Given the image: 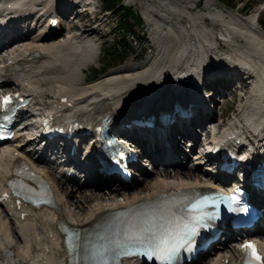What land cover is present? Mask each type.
I'll return each mask as SVG.
<instances>
[{
  "label": "bare ground",
  "instance_id": "6f19581e",
  "mask_svg": "<svg viewBox=\"0 0 264 264\" xmlns=\"http://www.w3.org/2000/svg\"><path fill=\"white\" fill-rule=\"evenodd\" d=\"M56 1L61 13L69 15L68 22L63 27L69 26V30L76 28L79 32H68L60 36L54 29L48 30V21L45 25L40 22L42 17L37 14V17L27 16L31 10L39 9L42 2L45 3L44 7L49 8L50 0H18L16 7L10 12L0 10V17L26 14V19L32 18L41 27L27 35L21 46L9 49L0 57V78L4 77L2 84H16L19 89L32 94L33 102L26 113L50 103L51 111L60 113L57 114L60 117L78 116L93 124L101 116L110 120L117 116L125 117L132 110L140 112L157 109L159 104L168 102L167 96H173L180 88L195 91L192 90V82L195 81L206 84V87L210 86L209 92L214 88L217 96H211L207 101L208 106L204 108L203 96L199 92H193V100L198 101L195 105L196 112L180 126L166 128L165 140L168 144L158 139V134L162 131L155 129L158 134L153 133L152 142L148 136L138 138L144 146L143 153L148 156L147 164L154 170L152 173L147 172V168L143 170L142 180L145 184L142 187H139L140 180L137 179L131 188L130 185L128 190L119 192L118 188L112 187L122 184L115 174L93 175L92 179L86 177L83 181H77L64 172L58 174L40 166L39 169L45 173L56 191V206L28 209L25 218L19 221L13 209L0 202V236L5 239L3 242L0 238V246H12L19 259L28 261L26 264H66V249L61 242L58 221L83 225L104 213L112 204L139 201L170 188L209 185L208 173L196 164L205 155L194 152L195 157L191 158L194 164L189 165L190 154L186 150L181 151V145L183 143L187 147L190 140L200 135L196 126L208 130L210 122H217L215 108L211 106L213 99L216 101L219 94L225 97L227 92L244 89L238 97L236 110L223 123V127L231 129L237 126L236 130L244 132L247 138L264 141V29L254 24L255 11L240 16L238 12L241 11V6L237 12H230L211 0L203 3L193 0L192 4V0H155L159 1V14L147 11L163 22L161 29L166 31L161 47L157 49V59L140 65L122 66L96 80L86 82L78 72L98 54L95 43L90 42L89 38L99 25H90L84 21V12L78 13L70 8L71 0H54V4ZM196 6L208 10L209 16L196 14ZM71 13L75 15L72 16ZM256 21L261 23L259 18ZM29 25H23L22 32L26 26L29 30ZM16 26L13 24L11 29ZM218 38L228 43H223ZM168 40L169 45L165 44ZM230 57L236 62L230 60ZM180 67L185 68L180 71ZM217 70L229 71L230 74L217 73L216 77L208 78V72ZM244 72L247 73L248 80L244 78ZM36 78L37 81H42L33 83L32 79ZM236 82L240 84L239 88L235 86ZM62 94L68 96L72 105L62 107L65 103L59 100ZM177 97H182L181 102L188 98L185 95ZM121 131L129 133L127 129ZM28 136L31 141V135ZM244 140L233 143L235 146L241 145ZM22 143L17 139L0 147V191L6 190L5 181L15 171L20 157L28 154ZM96 150L97 145H92V151ZM167 151L172 153V158L167 163L176 166L172 169L154 161L156 158L163 159ZM78 163L87 168L89 174L97 170L93 155ZM86 185H89L86 187L90 189L89 192L84 191ZM109 187L114 188V191H108ZM237 250V246L229 242H220L207 252L210 254L208 259L201 262L235 264ZM225 258H228L226 263Z\"/></svg>",
  "mask_w": 264,
  "mask_h": 264
},
{
  "label": "snow or ice",
  "instance_id": "6c2138e0",
  "mask_svg": "<svg viewBox=\"0 0 264 264\" xmlns=\"http://www.w3.org/2000/svg\"><path fill=\"white\" fill-rule=\"evenodd\" d=\"M12 99L10 96L3 97L0 108H7ZM9 183L16 187L15 182ZM27 190L36 197L47 195L46 192L36 193L31 188ZM181 199L184 203L177 211L168 208L158 213L129 218L109 233L99 236L95 243H81L80 234L73 233L66 239L68 250L77 251L83 260L92 264H123L125 258L141 256L154 260L156 264H173L182 250H193L200 230L211 227L210 222L217 218L216 214L207 211L209 207H216L223 200L230 210L248 212V208L243 206L231 208L233 203H237L235 196L218 199L195 193ZM241 250L245 254L244 264H264V255L258 252L255 244L246 242L241 245Z\"/></svg>",
  "mask_w": 264,
  "mask_h": 264
},
{
  "label": "rangeland",
  "instance_id": "374dc122",
  "mask_svg": "<svg viewBox=\"0 0 264 264\" xmlns=\"http://www.w3.org/2000/svg\"><path fill=\"white\" fill-rule=\"evenodd\" d=\"M96 3L91 5V8L94 7L97 10H101L104 6V0H95ZM121 3L125 5L132 6V8L139 13L142 14L143 23L138 25H133V29H135L136 33H132V31H127L125 37L123 36L124 31L117 30V24L119 23L117 18H120V11H112L107 10L104 12H98L96 23L94 24L99 25L97 26V30L92 36L89 38L90 42H94L95 46L97 47V56L94 57L91 62H87L85 67H82V70L79 71V76L83 79L85 78L86 82H90L93 80L98 79L99 77L104 76L105 74L109 73V71L121 68L122 66H132V65H140L146 63V61L157 59L158 51L161 47V43L163 42L164 36L166 35V31L161 29V24L163 23L156 17L151 15L150 11L159 14V4L157 1L153 0H120ZM203 3L206 0H200ZM212 2L218 4L219 7H223L227 11L236 12L237 9L246 3L245 10L249 12H254L260 10L259 22L264 26V0H221L225 3H222L220 0H211ZM193 0L191 1L192 4ZM226 4H229L228 6ZM233 6V7H231ZM148 8V9H147ZM150 10V11H147ZM124 11V10H123ZM148 14H147V13ZM151 14H150V13ZM196 14H201L203 16L209 15V11L206 9H200V7H195ZM151 15V16H150ZM241 15V14H238ZM83 20L87 21L88 24H92L94 22L91 19L90 15H84ZM120 20V19H119ZM158 20V22H157ZM102 24H101V23ZM161 22V23H160ZM99 23V24H98ZM158 23V24H157ZM160 23V26H159ZM158 28H157V26ZM207 25V24H206ZM210 26V25H208ZM206 27V26H205ZM211 27V26H210ZM101 28V29H100ZM157 29V30H155ZM160 29V30H159ZM79 32V29L72 28L69 30V27H62V30L58 33L60 36L67 34L68 32ZM161 31V32H160ZM163 32V33H162ZM96 34V35H95ZM164 34V35H163ZM172 34V33H171ZM161 39H160V38ZM88 39V37H84ZM122 39V43L124 45L118 47V49L114 52V44L118 39ZM96 39L95 41H93ZM158 39V40H157ZM92 40V41H91ZM219 40V38H218ZM223 43H228L226 41H222ZM160 42V43H159ZM170 41L168 40L165 44L169 45ZM158 44V45H157ZM229 47V46H228ZM106 53V56L104 55ZM105 61V62H104ZM112 62L115 65L108 67L107 69L102 72L104 67V63ZM38 79H32L33 83H40L42 80L37 81ZM51 83V82H50ZM241 83V82H240ZM76 83H74L75 85ZM238 82H236L235 86H238ZM77 85V84H76ZM78 87V86H77ZM249 88V92H250ZM217 96V95H216ZM221 96V95H218ZM239 93L235 92H227L225 97H219L218 107L216 108V116L217 120L219 116H224V122L230 117V115L236 110L238 103H239ZM222 98V99H221ZM222 119V118H220ZM199 126H196L198 128ZM199 129V128H198ZM202 132V131H201ZM204 132H202L203 136ZM191 154L192 151L188 150ZM191 162V161H190ZM189 163V162H188ZM147 172H154L150 165L146 166ZM150 168V170H149ZM145 182L143 180L140 181L139 187L144 186ZM89 185L84 187V191L89 192L90 189L86 188ZM101 194V193H99ZM3 242L5 239L0 236ZM4 248V249H3ZM19 257V256H18ZM208 258V257H207ZM14 262V263H12ZM18 260L15 255V249L13 247L7 246H0V263L2 264H18ZM19 264H26V263H19ZM193 264H200V261ZM202 264V263H201Z\"/></svg>",
  "mask_w": 264,
  "mask_h": 264
},
{
  "label": "trees",
  "instance_id": "16d2710c",
  "mask_svg": "<svg viewBox=\"0 0 264 264\" xmlns=\"http://www.w3.org/2000/svg\"><path fill=\"white\" fill-rule=\"evenodd\" d=\"M105 4L104 6L112 11L119 10L120 11V18H117L119 23L117 30L124 31L123 36L125 37L127 31H132V33H136L135 29H133V25H140L142 22V18L139 14L135 13V10L132 8V6L122 4L120 0H104ZM124 10V11H123ZM120 19V20H119ZM122 39H118L116 43L114 44V52L120 48V46H123V43L121 41ZM105 53V51H104ZM106 56V53L104 54ZM105 62V61H104ZM115 65V63L112 62H106L104 63V67L102 69V72L107 69L110 66Z\"/></svg>",
  "mask_w": 264,
  "mask_h": 264
}]
</instances>
